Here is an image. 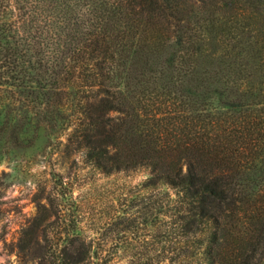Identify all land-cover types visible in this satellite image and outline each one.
I'll return each instance as SVG.
<instances>
[{
    "label": "trees",
    "instance_id": "1",
    "mask_svg": "<svg viewBox=\"0 0 264 264\" xmlns=\"http://www.w3.org/2000/svg\"><path fill=\"white\" fill-rule=\"evenodd\" d=\"M0 112L69 130L104 175L148 170L186 229L219 225L264 199V0H0Z\"/></svg>",
    "mask_w": 264,
    "mask_h": 264
},
{
    "label": "rangeland",
    "instance_id": "2",
    "mask_svg": "<svg viewBox=\"0 0 264 264\" xmlns=\"http://www.w3.org/2000/svg\"><path fill=\"white\" fill-rule=\"evenodd\" d=\"M34 114L0 112V264H264L261 195L186 229L175 190L148 188L145 169L104 175Z\"/></svg>",
    "mask_w": 264,
    "mask_h": 264
}]
</instances>
